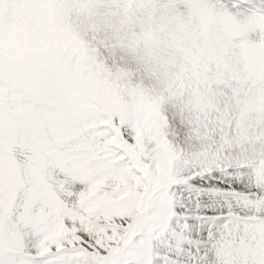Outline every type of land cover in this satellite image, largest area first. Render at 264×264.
<instances>
[{
  "label": "snow or ice",
  "instance_id": "6c2138e0",
  "mask_svg": "<svg viewBox=\"0 0 264 264\" xmlns=\"http://www.w3.org/2000/svg\"><path fill=\"white\" fill-rule=\"evenodd\" d=\"M0 264H264V0H0Z\"/></svg>",
  "mask_w": 264,
  "mask_h": 264
}]
</instances>
